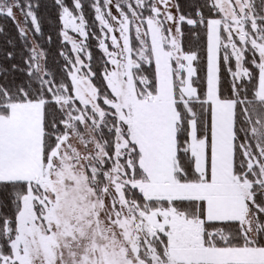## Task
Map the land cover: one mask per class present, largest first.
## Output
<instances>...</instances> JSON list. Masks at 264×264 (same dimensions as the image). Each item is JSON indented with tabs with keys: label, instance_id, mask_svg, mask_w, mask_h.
<instances>
[{
	"label": "rangeland",
	"instance_id": "rangeland-1",
	"mask_svg": "<svg viewBox=\"0 0 264 264\" xmlns=\"http://www.w3.org/2000/svg\"><path fill=\"white\" fill-rule=\"evenodd\" d=\"M57 1L63 39L74 61L68 88L52 90L63 115L62 131L48 161L42 162L43 102L11 104L8 115L0 116V181L29 183L16 228L5 229L12 256L0 264H215L231 259L203 246V220L178 213L174 201H203L207 221L242 217L245 237L259 245L264 233V113L255 109L262 130L252 127L253 140L242 141L257 176L245 181L234 171V103L218 99L217 73L224 51L227 64L234 61L236 85L254 80L245 67L252 51L259 57L255 103L264 102V0H211L220 15L210 23L212 137L208 146L199 140L192 121L188 149L200 177L192 182L177 177L176 102L194 117L191 102L197 92L194 56L183 52L176 0H92L101 35L98 64L104 66L109 91L94 79L98 73L91 69L95 58L88 48L81 0H72L76 15L64 0ZM34 6L30 0H0V14L10 16L31 42L32 69L45 79ZM142 65H152L154 72L148 76ZM246 110L240 107L239 117ZM249 115L246 111L247 123ZM105 127L115 131L112 140L101 136ZM153 200L157 208L151 206ZM215 238L228 242L218 234ZM248 255L264 264V250Z\"/></svg>",
	"mask_w": 264,
	"mask_h": 264
},
{
	"label": "trees",
	"instance_id": "trees-1",
	"mask_svg": "<svg viewBox=\"0 0 264 264\" xmlns=\"http://www.w3.org/2000/svg\"><path fill=\"white\" fill-rule=\"evenodd\" d=\"M38 6H34V12L39 23L40 33L36 40L45 56V70L47 76L42 79L33 69V49L31 42L21 35L20 29L8 15L0 14V116H7L11 104L43 102V151L42 162H47L51 152H53L59 141V132L63 115L60 112L55 97L52 92L56 87H67L70 84V76L74 65L73 52L68 43L63 39L61 8L57 0H30ZM69 10L77 14L72 0H64ZM179 15L181 17V40L183 52L194 56L195 75L193 85L196 89V97L192 98L191 108L194 111V117L189 114L182 102H176L180 121L177 127V177L181 182H192L200 180L196 171L195 158L188 149L191 135V123L194 120L196 124V134L199 140H205L207 146L212 137V106L209 99L210 82V23L220 18L217 10L211 4V0H176ZM84 17L87 20L89 28L88 48L94 56L91 62V69L97 74L94 77L99 85L108 89L103 78L104 69L98 61L102 53L98 48L100 38V27L93 9L92 0H81ZM88 32V33H89ZM246 55L245 67L254 76V80L240 82L235 84L233 70L234 61L229 64L225 61L224 51L218 59V99L234 103L235 113V151H234V171L236 175L242 176L245 181H254L257 177L254 174L256 168H249L251 159L246 157L242 141L245 139L253 140L251 128H259L256 124L257 116L253 113H264V102L255 103L259 82V57L252 51ZM143 66V65H142ZM33 68V69H32ZM148 76L154 72V67L143 66L142 68ZM141 72V71H140ZM251 75V76H252ZM155 83V75L151 76ZM46 82L49 85H46ZM257 85V86H256ZM109 91V89H108ZM239 96V97H237ZM239 101V102H238ZM240 101L246 104L241 105ZM247 106L249 123L245 121L246 111L239 117L240 107ZM256 109V110H255ZM0 117V118H1ZM115 119V118H114ZM258 119V118H257ZM262 121V119H259ZM244 130V134L242 132ZM62 131V130H61ZM104 139L112 140L115 137V131L105 127L101 131ZM111 154L114 153V141H112ZM240 143V144H239ZM140 155V154H139ZM139 155L135 153V171L139 175L142 173L139 167ZM258 158L260 156L257 155ZM262 162V159H261ZM259 180V177H258ZM261 182L264 183V176H261ZM256 184V183H254ZM29 183L26 181H0V263L4 257L11 258L9 240L7 242L5 229L7 225L16 228L17 217L21 213V202L28 191ZM136 193L137 191L134 190ZM254 191H257L255 185ZM256 201H259L257 192ZM139 198L145 202L141 194ZM167 209L171 206L166 201H161ZM158 201L153 200L151 206L157 208ZM172 207L180 214H184L188 219L196 217L203 220L202 239L203 245L207 248L221 247H243L254 245L249 243L242 230V226L237 221H207L206 207L203 201H174ZM263 208V206H261ZM264 229H262L263 231ZM222 232V233H221ZM225 237L224 242L215 238L216 235ZM264 233L259 235V248H264ZM213 238L215 240L213 241ZM6 241V242H5Z\"/></svg>",
	"mask_w": 264,
	"mask_h": 264
},
{
	"label": "crops",
	"instance_id": "crops-1",
	"mask_svg": "<svg viewBox=\"0 0 264 264\" xmlns=\"http://www.w3.org/2000/svg\"><path fill=\"white\" fill-rule=\"evenodd\" d=\"M243 213V211H242ZM237 222H239L242 226V217H240L238 220H236ZM225 222V221H223ZM246 239L248 240L249 243H252L251 240H249L247 237ZM204 246V245H203ZM205 247V246H204ZM207 248V247H205ZM207 249H214L215 252H217L218 254L222 253V255L224 254H227V255H231V259H226V261L222 260V259H217L215 264H256L255 262H253L252 259L249 258V255L247 256V253L248 251L250 250H264V248H259L258 246H255L254 245H246V246H243V247H232V248H227V247H221V248H207ZM229 250L228 253H225L226 250ZM230 250H236L235 252L234 251H231ZM224 252V253H223ZM236 256L237 259L233 260V257ZM239 256V257H238ZM242 256V257H241Z\"/></svg>",
	"mask_w": 264,
	"mask_h": 264
}]
</instances>
